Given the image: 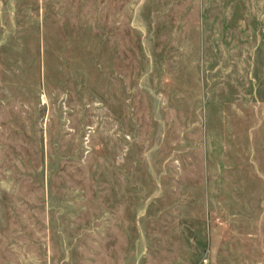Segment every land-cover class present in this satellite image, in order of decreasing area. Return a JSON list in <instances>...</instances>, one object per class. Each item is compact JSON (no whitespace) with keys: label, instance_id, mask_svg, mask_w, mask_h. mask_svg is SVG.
<instances>
[{"label":"rangeland","instance_id":"1","mask_svg":"<svg viewBox=\"0 0 264 264\" xmlns=\"http://www.w3.org/2000/svg\"><path fill=\"white\" fill-rule=\"evenodd\" d=\"M0 264H264V0H0Z\"/></svg>","mask_w":264,"mask_h":264}]
</instances>
